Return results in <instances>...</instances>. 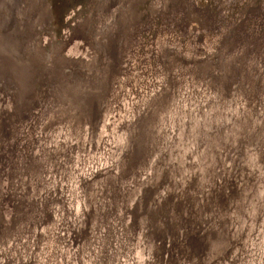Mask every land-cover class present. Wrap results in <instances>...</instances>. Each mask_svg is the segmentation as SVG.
I'll return each mask as SVG.
<instances>
[{
  "label": "rangeland",
  "instance_id": "rangeland-1",
  "mask_svg": "<svg viewBox=\"0 0 264 264\" xmlns=\"http://www.w3.org/2000/svg\"><path fill=\"white\" fill-rule=\"evenodd\" d=\"M23 1L24 0H18V3L13 8L12 14H13L14 18L16 17L19 19V11L23 17V11L25 10V4ZM123 1L122 0H111V2H110V0H41V4H43L42 5L43 6V13L40 16V20H39L40 22H36L37 24L35 23L36 25L32 26V29H31L32 32L29 35V38L27 41V47H26L27 53L25 55H23L21 53V51L18 50V54L16 57L18 59L19 55H21L20 57L25 56V57H30V58H36L37 61L39 62V64L42 65L44 61L48 60L47 58H49V55H51L53 53V51L56 49L57 53H54V63L56 62L59 65L60 72L57 75L50 74L47 71L49 69V64H48V69H45L42 72V74L39 75V80L43 79V81L45 82L49 79H52V80L55 79V81H56V79L59 77L57 79V81L62 83L65 86L67 83H69V82H67L65 84V82H66L65 78H67V76H66L67 71L70 69V67L73 66L72 69H75L77 71V73L80 74V69H82L84 66H85L84 68H86V66H87V69H90L91 72L93 73L94 71H92V70H94L99 65L97 58L92 59V53H91L92 51H90L91 47H93L97 51L102 52L103 54L105 53L104 56L107 57V59H108L107 63L109 62V64H108V68L104 67V69H103L106 72V74L104 76L107 77L106 78L107 83L105 85L104 91H108L107 92L108 94L112 93L111 98H113V99L109 100V97L107 96L108 94L107 93L105 94V92L102 93V95L98 96L96 94V91L91 89V88H88V90L85 91V95L86 94L90 95V96H87V95L86 96L90 97V100H89L90 104H88V105L90 106L91 111L88 112L89 116L87 117V120L86 121L84 120V126L85 127L88 126V129H86V130L84 129L83 131H81L82 127L79 130L74 129L73 130L74 133H72V136H71V138L73 139L72 145H71L72 149L70 148V146H68L65 149V152H67L71 158L75 157L77 159L79 156V160L81 162V168L83 169V167L84 168L86 167L85 168L86 170H90L94 165H95L94 167L98 166V160L101 158V155H102V154H100L101 150H102V148H100V143H101V138H103L105 136L104 133H106L107 131L112 129L114 131L115 135L118 136L119 139L114 141V142H113V140H111L112 138H109L111 140V142H110L111 146H110L109 154L107 156V158H109V161L106 162V165H100L99 168H97L98 170L96 169V171L95 170L92 171V174L97 173L96 175H99V173H101L99 175L101 183H99L98 188H96V189L90 188V184L88 182L89 181V174H85L86 176L81 174V175L85 176L84 180H83L85 182L82 185L79 184V186L75 182L76 185L74 184V186H75V188L79 189V193L77 194L78 198L80 200L79 203L81 204V206H83V209H87V202L89 201L88 195L91 194V191H92V195H93V192H95V191L98 193H100V192L105 193L106 192V186H109L108 185L109 178L112 179V177L110 176V173L117 172V174H119V175H122V176L125 175L126 177H128L130 183L134 180L132 182V184H134V185H132L133 187L131 189V192L129 193V196L126 198L127 199L125 201L126 203L124 205H120L122 203H118L119 206L118 205L114 206L117 209L114 208L109 213L112 216L113 213H115L117 211L116 213L119 215V217H117L116 220H110V221H108V222L106 221V222L108 224H111L110 227H112V226L114 227L115 224L117 227L119 224L122 226H125L126 224L128 226H130L129 223H131L132 221L133 222L136 221L137 225L134 224L135 227H133L132 233L129 234L130 239L132 240V243H130L131 248H132V249L130 248L131 249V257H130V259L128 258L129 260H127V262L125 264H152L153 255L148 250V242H147L148 239H146L144 237V232L150 233V231L152 229L153 224L151 222L155 216V211L157 208L156 207L157 206V200H158V197L163 192V190H159L158 192H156V193H159V195L155 199V195H156V193H154L156 191V186H155L156 183L155 182L158 178H160L162 176V171L165 170L169 166V164L172 162V159H173V156L175 153V148L172 150L173 152L171 154V159L162 160L163 153L166 152L168 150V147H169L168 146V143H169L168 139L167 138H159L160 135L159 136L153 135V136L146 137L147 142H145V147L147 149L149 147V149L145 153V155L142 157V159L140 160V162L143 163L141 165L142 169L140 168L142 171L139 169L140 166L137 165L136 166L137 168L135 167L136 160L134 159V157H132L133 160L128 162V163L127 162L123 163L122 158H124V156L130 150H132L133 147L135 146V145H133V143H134L133 141L135 139L134 137L140 134L139 133L140 127H141V125H143V123H140V122L141 121L144 122V120L147 118V113L145 114V112H146L145 107L146 106L148 107L149 105L153 104V102L155 100L154 98H157L158 95L162 94V96H164V94L171 93L170 89H172V91H173V89H176V85H177L176 81L178 80L176 78V76L179 72H181L183 75L187 76L189 74V72H192L193 71L192 69H194L195 78L193 80L194 81L196 80V84L198 85V87H196V88L198 89V91L196 89L197 92H196V94H194V100H191V104L194 106L193 110L189 111V114L186 116L184 123H182L180 128H178L177 126H174V125H173V128H171V129L168 128V133L171 136L170 138H174V136H176L177 133L180 132V129H181L182 131L183 130L187 131V133L189 134L187 136H189L188 138L191 139L192 143H194V138H196V141H197V142H195L196 144L197 143L204 144L206 142L211 143V141L214 140V138H212V137H215L218 135V134H216L217 131L218 132L220 131V133L227 131V130H229V128L232 125L233 126L235 125L234 124L235 122H238L239 128L237 130L238 135L236 136V140L232 144L229 143L228 145H225L226 149H224L223 152H226V154H224V156H223V153H222L221 159H219V157H217V155H216L214 157L216 160V164L215 163L214 164L216 166H219V164H222L223 167H227V169L229 171V176L235 177V178H232L234 180H231V181L233 183L235 182L237 187L239 186L242 189L243 185H246V188H247V186L251 184L250 189L252 187L253 188H252L251 192H248V195H247L248 200H250V201L253 200V198L256 197V194L258 193L257 188L259 185V181L262 179V176L264 174V155L263 154H262V156L259 155V153H260L259 147H260L261 143L264 141V117H263L264 116V102H263L264 101V98H263L264 97V90H263L264 89L263 88V86H264V80H263L264 79V57H263L264 54H262V53H264V44H262V43H264V0H168V1L167 0H158V1L157 0H154V1L153 0H147V1L141 0V1H138L137 5H136L138 8L135 7V9H137V10L139 9V10L138 11L135 10L137 12V15L133 19L130 18V16H131L130 15V11H131L130 6L133 5V4L130 5V3H132V1H134V0H127V1L123 0ZM142 1H144V2L142 3ZM38 3H40V0ZM33 4L34 3H32V5ZM127 4H128V6H127ZM36 6H31V8H30V13L32 14V16H36V14H38ZM108 6H110V7H108ZM145 6H147V7H145ZM158 6L159 7L161 6V7L159 8ZM168 6H169V8H168ZM175 7H176V10H174ZM159 10H161L162 12ZM100 11H102V12H100ZM100 13H102V15H100ZM159 13L162 14V16ZM88 15H90V16H88ZM44 16H46V17H44ZM45 18H46V21H45ZM120 18H123V20L122 19L119 20ZM137 18H139V19H137ZM126 19H127V21H126ZM134 19H136V20H134ZM11 20L9 21L10 23L8 22V24H11L13 22ZM115 21H116V25H117V22L118 23L120 22L119 26L116 27V30L115 29H113V30L109 29L111 26L110 23L115 22ZM41 25H42V27H41ZM228 25H230V26H228ZM232 25H233V27H232ZM237 25L238 26L240 25V27H238ZM226 26H227V28H225ZM119 28H120V30H119ZM95 29H97V31H95ZM131 29H132V31H131ZM170 29L173 31H171ZM102 31H104L105 33ZM223 31H225L226 33ZM127 32H128L129 36L126 35ZM237 32H238V34H237ZM101 34H103V35H101ZM160 34H161V36H160ZM177 34H180V35H177ZM91 35H93V37L91 39V42H93V44L91 45V47H89L90 46L89 41H90ZM125 35H126V37H124ZM227 35H228V37H227ZM233 35H234V37H233ZM217 37H218V39H217ZM241 38H242V40H241ZM158 39H161V40H158ZM236 39H237V41H236ZM183 40H184V42H183ZM259 40L260 41L262 40L261 41L262 45L260 44ZM128 41L131 43H129ZM159 41L163 42L161 47H160V48H162V50H164L162 52V54L159 50V47L157 48V44L160 43ZM170 41H172V42H170ZM176 41L179 44L176 43ZM206 42H207V44H206ZM211 42H212V44H211ZM248 42H249V44H248ZM164 43H165V45H164ZM170 44L171 45L173 44V45L171 46ZM188 44H189V46H188ZM246 44H248V45H246ZM63 45H65V46H63ZM155 45H156V48L158 50L156 48H154ZM207 45H209V46H207ZM34 46H35V49H34ZM187 46H188V48H187ZM209 47H212V48H209ZM127 48L128 49L130 48L128 53H127V51H128ZM123 49H124V51H123ZM175 49H177L176 52H174ZM247 49H249V50H247ZM262 49H263V51H261ZM107 50L109 52H107ZM181 50H183V51H181ZM184 50L187 52H184ZM240 50H242L243 52L242 51L240 52ZM251 50H253V51L251 52ZM180 52H181V55L179 54ZM226 52H228V53H226ZM233 52H234V55H233ZM259 52L260 53L262 52L261 53L262 55ZM107 53L109 56H107ZM235 53L237 54V56ZM255 53L257 54V56ZM170 54H172V55L170 56ZM187 54H189V55H187ZM229 54H231V55H229ZM156 55H158V56H156ZM5 56L6 55H3L2 53L0 54V63L1 64H2V62L6 63V59H5L6 57ZM175 56H178V57H175ZM211 56H212V58H211ZM234 56H236L237 58ZM230 57H232V58H230ZM161 58L163 59L162 61H161ZM189 58H190V60H189ZM208 59H210V60H208ZM252 60L253 61L255 60V61L253 62ZM148 61H150V62H148ZM158 61L161 64H159ZM251 61H252V63H251ZM203 63H205V64H203ZM133 64L136 65L137 67H135ZM172 64H173V66H172ZM177 64H179L178 66H180V67H178ZM124 65H127V67L124 68ZM132 65H133V67H132ZM164 65H165V67H164ZM200 65H202V67ZM258 65H259V68H258ZM260 65H262V67ZM118 67H119V69H118ZM129 67H130V69H128ZM123 68L128 73H130L132 70L130 75H127V77H125L126 79L128 78L126 80V83L124 82L125 87L123 84H122L123 86L121 85L122 87L120 85H116L117 81L115 82L116 84L114 83V77L116 75H120L119 73H121V70ZM137 68L139 69V71ZM260 68H262V69H260ZM170 69H172V72ZM141 70L144 71L145 73L142 74ZM135 71H138L137 76H136ZM243 71H244V74H243ZM253 71L254 72L256 71V73H254ZM11 72L12 71L9 70L8 68L5 71L0 72V74L3 73V75L8 76L6 78V82H8L7 83L8 89H3L1 97L4 100V104L2 102L3 106L2 105L0 106V111H1V109H2V113L5 111V105H6V108H8V109L12 108V110H13L12 111L13 117L8 115L6 122L1 120L2 124L0 123V129L1 130L3 129L2 131L0 130V132L4 136L2 143H0V185L2 186L0 188V201H1L0 203L2 204V205H0L1 206L0 207L1 208L0 216H2V220H3V222L2 221L0 222V225H1L0 230H2L3 227L9 223V217L11 215L10 214L11 213L10 208L11 207L14 208L15 206L18 207L19 204L23 203L22 205L24 207L25 212L23 211L21 216H20L21 221L17 222L14 225L17 228L16 232H18V225H19L20 234L16 238H14L15 235H13V237L10 239V240H12L10 243L13 245L16 243L17 240H19L20 237H22V235H23V239H26L27 237L29 238L33 235H37V236L40 235V236L44 237V232H45L44 228L47 227V225L50 226V224L54 223L53 218L52 219L49 218V216H48L49 213L46 216L42 215V219L39 217V215H40L39 212L42 211V208L38 210V213L36 211L37 209L34 210V212H36V213L33 212L32 213L33 216H32V214H29L30 212L27 213L28 212L27 209H29L28 206L31 205V200L29 199L31 196H29V195L35 194L32 196L34 198H36V196H37L38 199L37 198L36 199L39 201L41 198V197H38V195L41 192L39 194L36 192L33 193V190H34L33 187L38 188V185H36L37 184V182L35 181L36 179L33 177V173H32L33 170H32V163L31 162H32L33 158L34 159L40 158V156L44 152L42 151V148L39 149L38 147H35V146H39L38 144H35V145H33V144L40 141V140H44V138H46L45 136L47 135L45 133L51 132L53 129H55L57 127V125H64V124L67 125L68 120L70 118L69 115H71V114L70 113L68 114L67 109H64L60 112L61 113L60 115L56 116L57 120H55L54 115L56 114V112L58 110L56 109V107L53 108L54 105H53L52 100L49 101V99H48V101H47V99H45L42 96V94L41 95L38 94L36 89H39V87L36 86L35 87L36 89H33V87L36 85L35 83H33L32 87L31 86L29 87L27 85L28 87L25 88L23 85V79H25V78L28 79V78L26 76L24 78L22 73H19L17 71H16V73L15 72L11 73ZM91 72H90V74H92ZM152 72L157 73V74L153 75ZM131 74H132V77H131ZM21 75H22V77H20ZM239 75H241L242 78H240L241 76H239ZM55 76H57V77H55ZM154 76H156L157 79L160 76H163L166 81L163 82L164 78H163V80L161 79L162 81L159 80L160 82L155 81V84H158L157 88H159L162 85L159 88L160 90L158 89L159 92H157L155 90L156 93L152 94L151 98L150 97L148 98L149 102L147 100L148 103H142V108L140 106L135 107V101H137V100H135L136 96H134V95L138 94V93L136 94L135 91L136 92L141 91L142 94H146V93L153 91L155 84L153 83V80L151 78H155ZM259 76L260 77L263 76V77L260 78ZM145 77H146V79H145ZM2 78H4V76ZM217 79L219 80V82H217L218 81ZM0 80H1V78H0ZM129 80H130V82H129ZM193 80L190 79V81H193ZM199 80H200V82H199ZM241 80L244 83L241 82ZM220 81H221V83H220ZM223 81H225V82H223ZM143 83H144V85H143ZM247 83H249V85ZM114 84H115V86H114ZM136 84L138 85V87ZM166 84H167V86H166ZM170 84H171V86H170ZM221 84H223L225 87ZM252 84H253V87H252L253 90L251 88ZM256 84H257V86H256ZM65 87H67V86H65ZM178 87L180 88V86H178ZM181 87H184V85L181 84ZM108 88H109L110 92H109ZM128 89H130V90H128ZM165 90H169V91L166 92ZM207 90L208 91L211 90L212 92L211 91L208 92ZM254 90H255V92H254ZM111 91H115V92H111ZM123 91H124V93H123ZM205 91H207V92H205ZM242 91H243V94H242ZM66 92L68 94L70 93L68 88H66ZM122 93H123V96H122ZM255 93H256V95H255ZM257 94L259 95V97ZM65 95H66V93H65ZM104 95L106 96L105 98L103 97ZM171 95L172 96H170V97H171L172 101H170V102H171V104H173L175 102L174 101L175 94H173V92H172ZM223 95H224V97H222ZM132 96H133V98H132ZM234 96H235V98H234ZM236 96H239L242 99H240L239 97H236ZM247 97H248V99H246ZM260 97H261V99H260ZM38 99H40V100H38ZM235 99L237 101H235ZM253 99H254L256 104L254 103ZM101 100H102V102H101ZM241 100L243 103L241 102ZM108 101H112V103L108 102ZM121 101H122V103H121ZM238 101L241 103H239ZM222 102L223 103L225 102V103L223 104ZM236 103L238 105H240L238 110H234V105H237ZM249 104L251 106H249ZM113 105H114V108L112 107ZM124 105H127V106H125V108H124ZM203 105H204V107H203ZM84 106H81V114L82 115H86L85 112H87L86 108L88 106L86 104ZM109 106L111 107V109L109 108ZM220 106H222V107H220ZM97 107L99 108L98 110H97ZM128 107H130V109H132L133 107L135 109L137 108L136 112L133 114V117H132L134 120L130 121V123H129L128 119H130V118L127 117L126 119L128 121L125 120V124H123L124 121L121 118L126 116V113L128 112L127 111ZM155 107L156 106H154L152 109H154ZM158 107L159 106L157 105L155 110L158 111V109H159ZM260 107H261V109H259ZM255 108H257L258 110ZM108 109H110L111 112H109ZM249 109H250V112H249ZM254 109L256 112L253 111ZM60 110L61 109H59V111ZM105 110H107V111H105ZM106 113H107V115H106L107 117L105 116ZM62 114L65 116H63ZM254 114H256L255 115L256 117L254 116ZM252 115H253V117H252ZM104 116H105V118H104ZM260 116L262 117L261 119H260ZM12 118H14V119H12ZM251 119H252V121H251ZM53 120L55 122H53ZM61 121H62V123H61ZM77 121H80V119L79 120L77 119ZM12 122H14V123H12ZM132 122H134V124ZM243 122L244 123L246 122V123L244 124ZM15 123L16 124L18 123V124L15 126ZM118 123H119V126H118ZM137 123H139L138 126H136ZM76 124H78V122ZM121 124H122V126H120ZM240 124L242 126L244 124L243 129H240V128H242V126H240ZM115 125H117V126H115ZM123 125H124V127H123ZM261 125H263V126H261ZM14 126L16 127V129ZM112 126L114 128H112ZM121 127H122V130H120ZM246 127H247V129L245 130L244 128H246ZM105 128H108V129L105 130ZM258 128H259V130H258ZM253 129H255V130H253ZM169 130H172V131L169 132ZM248 130L250 132L251 131L252 132L250 133ZM122 131H124V132H122ZM158 131H160V130H158ZM258 131H259V133H256ZM121 132H122V134H121ZM41 133H42V135H41ZM106 134H108V132ZM122 135H124V136H122ZM140 135H143L142 131H141ZM155 137H157V138H155ZM179 137H181V135H179ZM143 138H145V136H143L141 139H143ZM148 138H150V139H148ZM208 138H210V139L208 140ZM262 138H263V140H262ZM75 139H77V140H75ZM79 139H80V141H79ZM183 139H186V138H183ZM175 141H176V137H175V139H173L172 142H175ZM81 142H82V144H81ZM41 143L43 144V142H41ZM52 146H53V144H51V147ZM34 147H35V149H34ZM92 147H93V149H91ZM150 147L152 148L151 150H150ZM96 148L99 149L100 151L97 152L98 150H96ZM86 150L88 151V153ZM135 150H137V149H135ZM250 150H252V151L258 150V152H259L256 154L259 157V158H257V164L259 166L258 170H260V174L255 175L256 177L255 176L251 177V179H246L245 170H246V165H247L246 161L247 160H246L245 154H246V151H250ZM57 151H58V149H55V151H54L55 153L50 152V151H47L45 153L47 154V156L51 154L55 158L57 157L56 159H57V161H59V164L62 165L63 170L68 169L69 166H67V164L64 162V160H63L64 157H62L61 154H57ZM91 151H93L94 154ZM132 151H134V150H132ZM218 152H220V149L218 150ZM95 153H98V154H95ZM239 153H240V155H239ZM83 154H84V157H86L85 159L83 157ZM91 154H93V155H91ZM90 156H91L92 160H91ZM95 156H97V157H95ZM30 157H31V159H30ZM95 158H96L97 162L95 161ZM220 161H222V163ZM134 162H135V164H134ZM112 165H113V167H112ZM143 167H144V169H143ZM70 170H71V168L68 169L69 172H70ZM103 170L105 173L103 172ZM127 170H129V171H127ZM23 171L25 173V176L28 175L27 180L24 181V182H27L28 191L26 190L27 192L23 193V196H25L24 198L22 196L23 200L24 199L25 200L24 201L22 200V202L19 203L17 197H15L14 199L11 198L12 200H11V202H9L8 198L10 197V195H9L10 189L12 191V189H14V187H15V186L10 187L9 181L15 175V177L16 178L18 177V178L17 179L15 178L16 181L14 182V185L18 184L19 182H22L21 179L24 177V173H22ZM124 171H126V172H124ZM130 171H132V172H130ZM129 172L131 175L129 174ZM138 172H139V174H138ZM146 172L148 175L146 174ZM134 173H136L135 176H134ZM60 176H61V178H63L61 173H60ZM209 176L210 175H208V177ZM142 178L145 180H143ZM218 179L223 181V180H225V176H222V178L216 176L215 181H218ZM30 180H32V181H30ZM178 183H179V181H178ZM62 184H64V186H63V187H65L64 189H66L70 185V183L68 184L67 182L66 183L63 182ZM25 185H26V183H25ZM178 187H179V185L174 186L172 191L173 192L178 191L177 190ZM15 188H17V187H15ZM37 188H35V190ZM161 188L163 189V187H161ZM263 189H264V183H263ZM5 190H7V191H5ZM16 191H17V189L16 190L14 189L11 193H13V192L15 193ZM224 191L228 193V191H229V185L228 184H226V186H223V193L225 194ZM245 191H246V189H245ZM45 192L46 191L41 193L42 197L45 196L44 199L42 198V200H44L45 202L41 200L42 204L45 207L47 205H48L47 207H50V205H51V207H50L51 210L55 209V207H54L55 199H54V197H52V195L54 193L52 194L50 192L51 193V196H50V194L48 192H46V193ZM209 192H210V189H207V188L203 191L204 194H209ZM4 193H5V195H4ZM19 194H22V193H17V195H19ZM27 194H28V196H26ZM249 194L250 195L252 194V195L249 197ZM8 195H9V197H8ZM95 195H96V193H95ZM210 196L211 195H209L208 197H210ZM27 197H29V198L27 199ZM48 200H50V201H48ZM205 203L206 204H204L203 202L200 203L201 205L202 204L205 205L204 210L205 211L207 210V212L204 216L203 224H202L201 228H199L198 231L195 232V235L202 234V232L206 230L205 226L206 227L208 225L210 226L212 219H216V217H215L216 215L214 216V212H212L213 207H214V203H215L214 199L212 201L209 198L207 201H205ZM34 205H35V203H34ZM35 206H37V205H35ZM129 208H131V209H129ZM14 210H16V208ZM246 210L248 211V209L244 208V209H241V212L237 213V215H238L237 219H238L239 223L236 224V226H234L232 229L226 228L222 231V235H223L222 241L224 240V243L221 245V247L219 249L215 250L213 253L209 252V255L207 256L209 259L206 257V260L208 259V264H211L213 262L215 263L219 259L225 260L226 257L230 256V251H231V248L234 246L233 245L234 241L238 238L239 235H241L240 225L242 226L246 220V212L243 213ZM51 213H50V215H51ZM35 214H38V216L36 215V217H35ZM168 214H169V212H168ZM27 216H28V220L26 218ZM33 217H35V218H33ZM45 218L48 221H46ZM104 219H106V218H103L101 221H103ZM119 220L122 221L123 223L122 222L120 223ZM29 221H30V223H28ZM66 226H68L67 232H66L67 237L70 235L69 240L74 242L73 246L70 247L71 253L74 256V258L75 257L78 258V259H76V262H82V255H80L82 249L81 250H79V248L77 249V251L79 252L78 254L74 253L73 250H75L77 248L78 243L76 242L77 241L76 239L78 237L84 236L86 230L81 233L82 234V236H81V234L78 235L77 231L73 230V225L70 224V228H69V224H66ZM10 227H11V230L14 229L13 225H10ZM83 228H85V226H83L80 230L82 231ZM29 230H30V232H29ZM180 231L181 230H178V232H180ZM70 232L72 234H70ZM25 234H26V236H25ZM28 234H29V236H28ZM77 235H78V237H77ZM105 236H107V235H105ZM164 236H165V239H164L165 251L168 250V252H171L172 245L176 244V242H177L175 240V237H173L171 220H169V222H166V230H165ZM92 238H94V237H92ZM181 238L182 237H179V240H181ZM109 240H110V238H109ZM189 240H191V239L186 238V242H188ZM95 241H96V239H94V242ZM137 245H138V247H137ZM142 246H145V247H142ZM8 247H9L8 245H6V247L5 246L0 247V264H5V262H7L6 256H7L8 252L10 251V250L7 251ZM168 247H171V248L167 249ZM4 248H5V250H4ZM88 254H89V252H87V255ZM4 257L6 258V261H5ZM48 257H50V253H48ZM69 257H71V256L69 255ZM224 257H225V259H224ZM117 263L120 264L121 262L117 261Z\"/></svg>",
  "mask_w": 264,
  "mask_h": 264
},
{
  "label": "bare ground",
  "instance_id": "bare-ground-1",
  "mask_svg": "<svg viewBox=\"0 0 264 264\" xmlns=\"http://www.w3.org/2000/svg\"><path fill=\"white\" fill-rule=\"evenodd\" d=\"M138 1H141V0H134V1H132V3L129 2L130 5L133 4V5L130 6V8H131L130 9L131 10L130 11V15H131L130 18H132V19L137 15V12L135 11L137 9H135V7H137L136 5H137ZM23 2L25 4V10L23 11V17L20 14V11H19V19H18L16 17L14 18L13 14H12L13 13L12 12L13 8L18 3V0H0V53H2V54L5 53L7 55V57L5 56L6 57L5 58L6 59V63L2 62L1 66L7 65V68L9 70H11V71L13 70V71H15V73H16V71L19 72V73H22L24 78L26 76L28 79H26V78L23 79V85H24L25 88H27L28 86L32 87L33 83H35L36 85L33 87V89H36L35 88L36 86L39 87V89H36L38 94H40V95L42 94V96L45 99H47V101H48V99H49V101L52 100L53 105H54L53 108L56 107V109L58 110L56 112V114L54 115L55 116V120H57L56 116L60 115L61 114L60 112L62 110H64V109H67V111H68L67 113L68 114L70 113L71 115H69L70 118L68 120L67 125H65V124L64 125H57V127L55 129H53L51 132L45 133L47 135L45 136L46 138H44V140H40V141H38V142L33 144V145L38 144L39 146H35V147H38L39 149L42 148V151L44 153L40 156V158H37V159L33 158L32 162L30 161L32 163L33 177L36 179L35 181L37 182V184L36 183L35 184L38 185V188L37 187H33V189H34L33 193L36 192V193L39 194L40 192L43 193L44 191H46V192H48L50 194V196H51V193L52 194L54 193L52 195V197H54V199H55V205H54L55 209L51 210V208H50L51 205L50 204H49L50 207H47L48 205L46 206L47 208L42 204L41 200H42V198L44 199L45 196L42 197L41 193H40L38 195V197H41L40 201L37 200L38 199L37 196H36L37 199L32 196V195H35V194L29 195V196H31L30 198L27 197V199L29 198L31 200V205L28 206L29 209H27L28 212L27 211L26 212L27 213L30 212L29 214H32L34 212V210L37 209L36 211L38 213V210L42 208V211L39 212V214H40L39 217L42 219V215L46 216L49 213L48 216L51 219L53 218L54 223L50 224V226L47 225V227L44 228V230H45L44 237L40 236V235H39L40 237L37 236V235H33V236L29 237V238L27 237L26 239H23V235H22V237H20L19 240H17L16 243L12 245L10 243L12 240H10V239L13 237V235H15L14 238H16L20 234L19 225H18V232H16L17 228L14 225L17 222L21 221L20 220V218H21L20 216H21L22 212L24 211V207L22 205L23 203L19 204L18 207L17 206H15L14 208L11 207L10 208V210H11L10 214L11 215L9 217V223L7 225H5V226L3 225L4 226L3 229L0 230V247H2V246L6 247V245H8L9 247H8L7 251L10 250L8 252L7 256H6L7 262H5V264H22V263L23 264L24 263L25 264H83V263L84 264H118L117 261H120L121 262L120 264H125L127 262V260H129L130 257H131V249L132 248H131V244L130 243H132V240L130 239L129 234L132 233V229H133V227H135L134 224L137 225V223H136V221L135 222L132 221L131 223H129L130 226H128L127 224L126 225L124 224L125 226H122V225L119 224L117 227H116V224H115L114 227L112 226L113 227L112 228V227H110L111 224H108L107 222L110 221V220H116L117 217H119V215L116 213L117 212L116 210H115L116 214L112 212L113 213L112 216L109 213L114 208H116L114 206H117L118 203H122L120 205H124L126 203L125 202L127 200L126 198L129 196V193L131 192V189L133 187L132 185H134V184H132V182L134 180L130 183L128 177H126L125 175H123V176L119 175V174H117V172L110 173V176L112 177V179L109 178V181H108L109 182L108 183L109 186H106V192L105 193H103V192L98 193V192L95 191V192H93V195H92V191H91V194L88 195V200L89 201L87 202V209H83V206H81V204L79 203L80 200H79L78 195H77L79 193V189L75 188V186H74L75 182H76V184L78 186H79V184L82 185L85 182V181H83L84 177L86 176L85 174H89V181L88 182L90 184V188L91 189L98 188L99 183H101L100 182V176H99L101 173H99V175H96L97 173H93L92 174V171H94V170L96 171V169L99 168L100 165H106V162L109 161V158H107V156L109 154V150H110V146H111L110 142H111V140H113V142L118 140L119 139L118 136L115 135V133H114V131L112 129L107 131L108 134H106L107 132L105 131L106 132V133H104L105 136L103 138H101V143H100V148H102L100 154H102V155H101V158L98 160V166L96 165L97 167H94L95 165L92 168L89 166L92 170L91 169L90 170H86L85 169L86 167L85 168L83 167V169H82L81 168V162L79 160V156H78L77 159L75 157L71 158L69 156V154L67 152H65V149L68 146H70V148H71L72 141H73L71 136H72V133H74L73 130L74 129L75 130H77V129L79 130L81 127H82L81 131H83L84 129L85 130L88 129V126H86V127L84 126V120L85 121L87 120V117L89 116L88 112L91 111V108L88 105V104H90L89 103L90 97H87V96H90V95L86 94L87 95L86 96L85 95V91L88 90V88H91V89L96 91V94L98 96L102 95V93H104V92H105V94L108 92V91H104L105 85L107 83L106 82V78L107 77L104 76L106 74V72L103 70L104 67L108 68V64H109V62L107 63L108 59H107L106 56H104L105 53L103 54L102 52L97 51L96 49L91 47V45L93 44V42H91V39H92L93 35H91L90 36V41H89L90 42V46L89 47H91L90 51H92L91 52L92 53V59L93 58H97L98 63H99V65L94 70H92V71H94L93 73L91 72L90 69H87V66H86V68H84L85 67L84 66L82 69H80V74H78L75 69H72L73 66L70 67V69L68 68L69 70L67 71V75H66L67 78H65V81H66L65 84L67 82H69V83H67L65 85L67 87H65L62 83L57 82V79H56V81H55V79L54 80L49 79V80H47L45 82L43 81L42 78H41L42 80H39V75L42 74V72L45 69H48V64H49V69L47 71L50 74L57 75L60 72L59 65L56 62L54 63V53H57V51L55 49L53 51V53L51 55H49V58H47L48 60L44 61L42 65L39 64V62L37 61L36 58H30V57H25V56L20 57L21 55H19L20 58L18 57V59H17L16 56L18 54V50H20L23 55H25L27 53V49H26L27 41H28L29 35L32 32L31 31L32 26L36 25L37 24L36 22H40L39 21L40 20V16L43 13V6H42L43 4H41V0H40V3H38L39 0H24ZM110 2H111V0H110ZM143 2L144 1H142V3ZM32 3H34V4L32 5ZM128 4H127V6H128ZM31 6H36L37 7L38 14H36V16H32V14L30 13ZM108 7H110V6H108ZM145 7H147V6H145ZM168 8H169V6H168ZM174 10H176V7H175ZM159 11H161V10H159ZM100 12H102V11H100ZM100 15H102V13H100ZM160 15L162 16V14H160ZM88 16H90V15H88ZM44 17H46V16H44ZM123 18H120L119 20H121V19L123 20ZM137 19H139V18H137ZM10 20L13 21L14 23H16L17 27H15V29H13V24H10L12 27L8 24V22ZM134 20H136V19H134ZM45 21H46V18H45ZM126 21H127V19H126ZM119 23L117 22V25H116V21L115 22H111L110 23L111 26H110L109 29H111V30L115 29L116 30V27L119 26ZM228 26H230V25H228ZM41 27H42V25H41ZM232 27H233V25H232ZM238 27H240V25ZM225 28H227V26ZM119 30H120V28H119ZM95 31H97V29H95ZM131 31H132V29H131ZM171 31H173V30H171ZM102 32H104V31H102ZM223 32H225V31H223ZM238 32H237V34H238ZM101 35H103V34H101ZM126 35H128V32H127ZM126 35L124 37H126ZM177 35H180V34H177ZM234 35H233V37H234ZM160 36H161V34H160ZM227 37H228V35H227ZM4 38H7V41H6V39L4 41ZM217 39H218V37H217ZM158 40H161V39H158ZM241 40H242V38H241ZM162 41L161 42L159 41L160 43L158 42L159 44H157V48L159 47V50H160L161 54L164 51V50H162V48H160L162 43H163ZM236 41H237V39H236ZM261 41H260V44L262 43ZM170 42H172V41H170ZM183 42H184V40H183ZM207 42H206V44H207ZM9 43H10V45H9ZM129 43H131V42H129ZM176 43H178V42L176 41ZM211 44H212V42H211ZM248 44H249V42H248ZM248 44H246V45H248ZM262 44H264V43H262ZM164 45H165V43H164ZM209 45H207V46H209ZM63 46H65V45H63ZM188 46H189V44H188ZM188 46H187V48H188ZM154 48H156V45H155ZM209 48H212V47H209ZM34 49H35V46H34ZM129 49H128V51L126 50L127 53L129 52ZM176 50L177 49H175L174 52H176ZM247 50H249V49H247ZM123 51H124V49H123ZM181 51H183V50H181ZM241 51L242 50H240V52ZM252 51L253 50H251V52ZM261 51H263V49ZM107 52H109V51L107 50ZM184 52H187V51L184 50ZM234 52H233V55H234ZM226 53H228V52H226ZM172 54H170V56ZM179 54L181 55V52ZM262 54H264V53H262ZM187 55H189V54H187ZM229 55H231V54H229ZM107 56H109L108 53H107ZM156 56H158V55H156ZM236 56H237V54H236ZM236 56H234V57H236ZM256 56H257V54H256ZM11 57H13L15 61L13 59H11ZM175 57H178V56H175ZM211 58H212V56H211ZM230 58H232V57H230ZM210 59H208V60H210ZM162 60L163 59L161 58V61ZM189 60H190V58H189ZM252 61H251V63H252ZM148 62H150V61H148ZM158 63H159V61H158ZM205 63H203V64H205ZM159 64H161V63H159ZM133 65H132V67H133ZM165 65H164V67H165ZM178 65L179 64H177V66ZM134 66L137 67L136 65H134ZM172 66H173V64H172ZM200 66L202 67V65H200ZM260 66L262 67V65H260ZM125 67H127V65H124V68ZM178 67H180V66H178ZM124 68L121 70V73H119L120 75H116L114 77V83L117 81V84L115 83L116 85H120V86L122 84L124 85V82L126 83V80L128 79V78L126 79L125 77H127V75H130V73L132 72V70H131V72L128 73L127 71L124 70ZM258 68H259V65H258ZM118 69H119V67H118ZM128 69H130V67ZM260 69H262V68H260ZM170 70L172 72V69H170ZM192 70L193 71L189 72V74L187 76H185L181 72H179L177 74V76H176V78L178 79L176 81L177 82L176 89H173V91H172V89H170L171 93L164 94V96H162V94L158 95L157 98H154L155 100H154L153 104L149 105L148 107L147 106L145 107V109H146L145 114L147 113V118L144 120V122H142L140 120L141 121L140 123H143V125H141L140 130H139L140 131L139 133L141 134V131H142L143 135L139 134V135L134 137L135 139H134L133 142L135 144L133 143V145H135V146L132 149L134 151L130 150L124 156V158H122L123 159L122 160L123 163H125V162L128 163V162L132 161L133 160L132 157H134V159L136 160V164L134 162L135 167L138 165V166H140L139 167V169H140L141 165L143 164L142 162H140V160L142 159V157L145 155V153L149 149V147H148V149L145 147V142H147L146 141L147 140L146 137L153 136V135H158V136L160 135L159 138H167L168 139V142H169L168 146L169 147H168V150L163 153L162 160L171 159V154L173 152L172 150L175 148V153H174V156H173V159H172V162L174 164L171 162L172 164L170 163L169 166L165 170L162 171V176L160 178H158L156 180V182H155L156 183V185H155L156 186V191L154 193L158 192L159 190H163V192L161 193V195L158 197V200H157V206H156L157 208H156V211H155V216H154V219H152V222H151L153 224L152 229H151L150 233H147V232L143 231L144 232V237L146 239H148V241H147L148 242V250L153 255L152 264H208V259L209 258L207 256L209 255V252L213 253L215 250L219 249L221 247V245L224 243V240L222 241V238H223L222 231L224 229H226V228L232 229L234 226H236V224L239 223L238 219H237V217H238L237 213L241 212V209H244V208L248 209V211L246 210V211L243 212V213L246 212V220H245V222H244V224L242 226L240 225L241 235H239L238 238L234 241L235 244L233 243L234 246L231 248L230 256L226 257V259L224 257L225 260L219 259L217 262H215V263L213 262L211 264H264V196H263L264 195V189H263L264 174L262 176V179L259 181V185H258V188H257L258 193L256 194V197H254L253 200L250 201V200L247 199V195H248V192H251V190L253 188L252 187L250 189L251 184L248 185L247 188H246V185H243L242 189L239 186L237 187L235 182L233 183L231 181V180H234L232 178H235V177L234 176L233 177L229 176V171H228L227 167H223L222 164H219V166L215 165L216 164V160H215L214 157L217 155V157H219V159H221L222 153H223V156H224V154H226V152H223L224 149H226L225 145H228L229 143L232 144L236 140V136L238 135L237 130L239 128V123L235 122L234 123L235 125L234 126L232 125L229 128V130H227V131H224V132H221V133H220V131L219 132L217 131L216 134H218V135L215 136V137H212V138H214V140H212L211 143H207L206 142L204 144H202V143H197L196 144L195 143V142H197L196 138H194V143H192L191 139L188 138L189 136H187V135H189L187 133V131H184V130L182 131L181 129H180V132H178L177 135L174 136V138H170L171 136L168 133V128H170V129L173 128V125L177 126L178 128H180L182 123H184V120H185L186 116L189 114V111L193 110L194 106L191 104V100H194V94H196V92L198 91V89L196 88V87H198V85L196 84V80L195 81L193 80L195 78V73H194V69H192ZM138 71H139V69H138ZM138 71H135L136 76H137ZM256 71L255 72L253 71V72L256 73ZM90 72L92 74H90ZM141 73L144 74L145 72L141 70ZM155 74H157V73H153V75H155ZM243 74H244V71H243ZM2 75H3V73L0 74V78H1V80H0V106L2 105V102L4 104V100L1 97L3 89H8L7 88V83L8 82H6V78L8 76L3 75L4 78H2L3 77ZM156 76H154L155 78H151L153 80L154 84H155V81H159V80L162 81L163 78H164L163 76H160L157 79ZM239 76H241V75H239ZM20 77H22V75ZM55 77H57V76H55ZM131 77H132V74H131ZM262 77L263 76H261L260 78H262ZM240 78H242V76ZM145 79H146V77H145ZM190 79H192L193 81H190ZM130 80H129V82H130ZM165 81L166 80L164 78L163 82H165ZM199 82H200V80H199ZM217 82H219V80ZM223 82H225V81H223ZM241 82H243V81L241 80ZM220 83H221V81H220ZM115 84H114V86H115ZM181 84H183L184 87H181ZM223 84H221V85H223ZM247 84L249 85V83H247ZM143 85H144V83H143ZM157 86H158V84H155L153 91H151L149 93H146V94H142L141 91H138V92L135 91L136 94L138 93L137 95H134V96H136L135 100H137V101H135V107L140 106L142 108V103H148L149 102L148 98L149 97L151 98L152 94L156 93L155 90L157 92H159V90H160L159 88L162 85L159 88H157ZM166 86H167V84H166ZM170 86H171V84H170ZM178 86H180V88ZM256 86H257V84H256ZM124 87H125V85H124ZM137 87H138V85H137ZM252 87H253V84H252L251 88ZM66 88L69 89V91H70L69 94L66 92ZM263 88H264V86H263ZM196 89H197V91H196ZM108 90H109V88H108ZM128 90H130V89H128ZM252 90H253V88H252ZM165 91L167 92L169 90H165ZM207 91H205V92H207ZM209 91H211V90H209ZM64 92L66 93V95L68 97L65 95ZM109 92H110V90H109ZM111 92H115V91H111ZM172 92H173V94H175V99H174V101H175L174 103L175 104L174 103L171 104V102H170V101H172V99L170 97V96H172L171 95ZM254 92H255V90H254ZM123 93H124V91H123ZM123 93H122V96H123ZM111 94L112 93H109L107 95L109 97V100L113 99V98H111ZM242 94H243V91H242ZM224 95L222 97H224ZM255 95H256V93H255ZM103 97L105 98L106 96L104 95ZM236 97H239V96H236ZM248 97L246 99H248ZM258 97H259V95H258ZM132 98H133V96H132ZM234 98H235V96H234ZM240 99H242V98H240ZM254 99H253V101H254ZM260 99H261V97H260ZM38 100H40V99H38ZM102 100H101V102H102ZM147 100H148V102H147ZM235 101H237V100L235 99ZM108 102L112 103V101H108ZM241 102H242V100H241ZM241 102H239V103H241ZM121 103H122V101H121ZM254 103H255V101H254ZM85 104L88 106L86 108L87 112H85L86 115H82L81 114V106H84ZM157 105L159 106L158 107L159 108L158 111L155 110ZM125 106H127V105H124V108H125ZM154 106H156V107L154 109H152ZM239 106L240 105H238V104L234 105V110H238ZM249 106H251V105L249 104ZM112 107L114 108V105ZM203 107H204V105H203ZM220 107H222V106H220ZM109 108L111 109L110 106H109ZM257 108H255V109H257ZM59 109H61V110L59 111ZM98 109L99 108L97 107V110ZM110 109H108L109 112H111ZM136 109L134 107L132 109H130V107H128V110H127L128 112L126 113V116L121 118L124 121L123 124H125V120H127L126 119L127 117L130 118V119H128L129 121L127 120L129 123H130V121L134 120L132 117H133V114L136 112ZM255 109L253 111H255ZM259 109H261V107ZM12 111H13L12 108L8 109V108H6V105H5V111L3 113H2V109L0 111V123H1V120L6 122L8 115L12 116ZM105 111H107V110H105ZM249 112H250V109H249ZM106 115H107V113L105 114V116ZM255 115L256 114H254V116ZM63 116H65V115H63ZM105 116H104V118H105ZM252 117H253V115H252ZM14 118H12V119H14ZM261 118L262 117L260 116V119ZM77 119L78 120L80 119V121H77ZM252 119H251V121H252ZM53 122H55V121L53 120ZM77 122H78V124H76ZM12 123H14V122H12ZM61 123H62V121H61ZM132 123L134 124V122H132ZM17 124L15 123V126ZM138 124L139 123H137L136 126H138ZM244 124H243V126H244ZM115 126H117V125H115ZM118 126H119V123H118ZM120 126H122V124ZM240 126H242V125L240 124ZM243 126L240 129H243ZM261 126H263V125H261ZM123 127H124V125H123ZM112 128H114V127L112 126ZM259 128H258V130H259ZM15 129H16V127H15ZM106 129H108V128H105V130ZM244 129L246 130L247 127L244 128ZM120 130H122V127L120 128ZM158 130H160V131H158ZM253 130H255V129H253ZM170 131H172V130H169V132ZM122 132H124V131H122ZM122 132H121V134H122ZM256 133H259V131L256 132ZM41 135H42V133H41ZM179 135H181V137H179ZM122 136H124V135H122ZM143 136H145V138L141 139ZM175 137H176V141L172 142L173 139H175ZM109 138H112V139L110 140ZM155 138H157V137H155ZM183 138H186V139H183ZM3 139H4V136L0 132V143H2ZM148 139H150V138H148ZM209 139L210 138H208V140ZM75 140H77V139H75ZM262 140H263V138H262ZM79 141H80V139H79ZM41 142H43V144ZM51 144H53L52 147H51ZM81 144H82V142H81ZM35 147H34V149H35ZM54 148L58 149L57 154H61V156L64 157L63 160L67 164V166H69L68 169L71 168L70 172L68 171V169L63 170L62 165L59 164V161H57V159H56L57 157L55 158L51 154L47 156V154L45 153L47 151L54 152L55 151ZM91 149H93V147ZM135 149H137V150H135ZM151 149L152 148L150 147V150ZM219 149H220V152H218ZM96 150H98L97 152L100 151L97 148H96ZM259 151H260V153L258 152V150H256V151H252V150L246 151V154H245L246 160H247L246 161L247 165H246V170H245L246 179H251V177H254L257 174H260V170H258L259 166L257 164V158H259V157L257 156L256 153H259L260 156H262V154L264 155V141L261 143V145L259 147ZM91 152L93 153V151H91ZM87 153H88V151H87ZM84 154H83V157H84ZM93 154H91V155H93ZM95 154H98V153H95ZM239 155H240V153H239ZM95 157H97V156H95ZM85 158L86 157H84V159ZM90 158H91V156H90ZM30 159H31V157H30ZM91 160H92V158H91ZM95 161H96V158H95ZM220 162L222 163V161H220ZM112 167H113V165H112ZM143 169H144V167H143ZM129 170H127V171H129ZM132 171H130V172H132ZM103 172H104V170H103ZM124 172H126V171H124ZM130 172H129V174H130ZM22 173H24V171ZM60 173L62 174L63 178H61ZM81 174H83L85 176H83ZM138 174H139V172H138ZM146 174H147V172H146ZM135 175H136V173H134V176ZM208 175H210V176L208 177ZM216 176L217 177H221V178H222V176H225V180L222 181V180L218 179V181H215V177ZM15 178L16 177L14 175L10 179L9 185H10V187H14V186L17 187V188L14 187V189L15 190L17 189V191L15 193L13 192L14 193L13 194L11 192L14 189H12V191L10 189V193H9L10 197L8 195L9 198L8 197L7 198L9 200L8 199L7 200L9 202H11V200H12L11 198L14 199L15 197H17L18 202L20 203V202H22L23 198L25 197V196H23V193L28 191L27 182H24L25 180H27L28 175L25 176V173H24V177L21 179L22 182H19L16 185H14V182L16 181V179L18 177L16 179ZM143 180H145V179H143ZM30 181H32V180H30ZM178 181H179L180 184L178 183ZM63 182L64 183L67 182L68 184L70 183V185L66 189H64L65 187H63L64 186V184H62ZM25 183H26V185H25ZM226 184L229 185V191H228V193L224 191L225 192V194H224L223 193V186H226ZM178 185H179V187L177 189L178 191L173 192L172 191L173 187L174 186H178ZM1 187L2 186L0 185V188ZM161 187H163V189ZM35 188H37V189L35 190ZM206 188L210 189L209 194H204L203 193V191ZM245 189H246V191H245ZM5 191H7V190H5ZM17 193H22V194L17 195ZM95 193H96V195H95ZM4 195H5V193H4ZM158 195H159V193H156L155 199H156V197ZM209 195H211V196L208 197ZM251 195L249 194V197ZM22 196H23V198H22ZM26 196H28V194ZM209 198H210V200L213 201V199H214V201H215L212 212H214V216L216 215L215 216L216 219H212V222H211L210 226L209 225L207 227L205 226L206 230L203 231L202 234L195 235V232H197L198 229L201 228V226L203 224V219H204V216H205V214L207 212V210L206 211L204 210V208H205L204 204H206L205 201H207ZM42 201H44V200H42ZM48 201H50V200H48ZM201 202H203L204 204L201 205L200 204ZM34 203L37 206H35ZM0 205H2V204L0 203ZM15 208H16V210H14ZM129 209H131V208H129ZM0 210H1V208H0ZM168 212H169V214H168ZM34 213H36V212H34ZM50 213H51V215H50ZM36 215L38 216V214H35V217H36ZM32 216H33V214H32ZM35 217H33V218H35ZM26 218L28 220V216ZM103 218H106V219L101 221ZM45 220L48 221L46 218H45ZM169 220H171V227H172V231H173V237H175V240L177 241L176 244L172 245L171 252H168V250L165 251V248H164V239H165L164 235H165V230H166V222H169ZM1 221L3 222L2 216H0V222ZM121 222L122 221H120V223ZM28 223H30V221ZM66 224H69V228H70V224L73 225V230L77 231L78 235L86 230L84 236H82V234H81V236L83 238L82 237H78V235H77V237L79 238L78 239L76 237L77 238L76 242L78 243L77 244V248L75 250H73L74 253L78 254L79 252L77 251V249L78 248H79V250L82 249L81 254H80V255H82V262H76V259H78V258H76V257L74 258V256L71 253L70 247L73 246L74 242L69 240L70 239V235L67 237V233L66 232H67L68 226H66ZM10 225H13V227H14L13 230H11ZM83 226H85V228H83V230L81 231L80 229ZM0 227H1V225H0ZM30 230H29V232H30ZM178 230H181V231L178 232ZM71 232H70V234H72ZM105 235H107V236H105ZM25 236H26V234H25ZM28 236H29V234H28ZM92 237H94V238H92ZM179 237H182L181 240H179ZM109 238H110V240H109ZM186 238H190L191 240L186 242ZM94 239H96L95 242H94ZM137 247H138V245H137ZM142 247H145V246H142ZM170 248L171 247H168L167 249H170ZM4 250H5V248H4ZM87 252H89L88 255H87ZM48 253H50V257H48ZM69 255L71 257H69ZM206 257L208 258L207 260H206ZM6 258L4 257L5 261H6Z\"/></svg>",
  "mask_w": 264,
  "mask_h": 264
},
{
  "label": "water",
  "instance_id": "water-1",
  "mask_svg": "<svg viewBox=\"0 0 264 264\" xmlns=\"http://www.w3.org/2000/svg\"><path fill=\"white\" fill-rule=\"evenodd\" d=\"M11 24H13V29H15V27H17V25H16V23H14V22H12ZM10 25V24H9ZM11 26V25H10ZM12 27V26H11ZM4 41H5V38H4ZM6 41H7V38H6ZM9 45H10V43H9ZM8 45V46H9ZM7 53V52H6ZM1 54V53H0ZM3 55H6L5 53L3 54ZM6 57H7V55H6ZM11 59H13L14 60V58L13 57H11ZM15 61V60H14ZM2 64L0 63V72H2V71H5L6 69H7V65H3V66H1ZM12 72L14 73L15 71H13L12 70ZM58 79V78H57ZM58 82V81H57Z\"/></svg>",
  "mask_w": 264,
  "mask_h": 264
}]
</instances>
